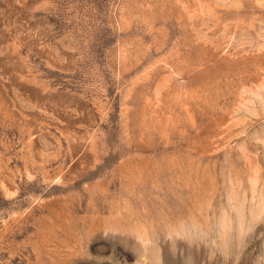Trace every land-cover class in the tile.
Segmentation results:
<instances>
[{
    "label": "rangeland",
    "instance_id": "374dc122",
    "mask_svg": "<svg viewBox=\"0 0 264 264\" xmlns=\"http://www.w3.org/2000/svg\"><path fill=\"white\" fill-rule=\"evenodd\" d=\"M0 264H264V0H0Z\"/></svg>",
    "mask_w": 264,
    "mask_h": 264
}]
</instances>
